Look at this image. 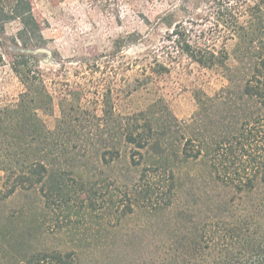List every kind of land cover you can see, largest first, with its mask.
Returning <instances> with one entry per match:
<instances>
[{
  "label": "trees",
  "instance_id": "trees-1",
  "mask_svg": "<svg viewBox=\"0 0 264 264\" xmlns=\"http://www.w3.org/2000/svg\"><path fill=\"white\" fill-rule=\"evenodd\" d=\"M195 11L206 16L177 19ZM15 20L42 41L30 0H0V34ZM165 20L169 53L226 81L195 92L187 121L164 98L130 116L105 98L101 115L65 98L51 129L39 68L14 59L24 91L0 104V264H264V0H181ZM111 180L118 226L74 222Z\"/></svg>",
  "mask_w": 264,
  "mask_h": 264
},
{
  "label": "rangeland",
  "instance_id": "rangeland-1",
  "mask_svg": "<svg viewBox=\"0 0 264 264\" xmlns=\"http://www.w3.org/2000/svg\"><path fill=\"white\" fill-rule=\"evenodd\" d=\"M30 1L43 38L33 41L19 20L9 23L0 34L4 56L0 104H14L24 91L12 67L14 59L19 55L32 57L55 100L56 114L44 116L51 129L56 127L59 105L65 98L100 115L105 98L127 116L164 98L174 114L187 121L197 109L196 91L213 96L226 84L220 71L203 68L187 56H173L165 48V37L171 30L165 18L180 9L181 0ZM205 16V11H195L186 16L180 13L177 19ZM157 64H164L168 71L153 74L151 68L161 70ZM104 171L113 175L110 169ZM3 176L0 171V189ZM110 183L112 180L98 186V210L93 212L87 200L79 203L74 222L78 219L82 227L95 228L102 218L110 228L118 226V211L109 205L107 195L118 191ZM145 219L143 212L128 223L135 226Z\"/></svg>",
  "mask_w": 264,
  "mask_h": 264
}]
</instances>
